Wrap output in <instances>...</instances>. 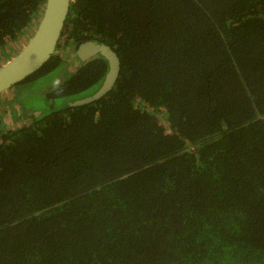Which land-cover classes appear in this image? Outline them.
Returning a JSON list of instances; mask_svg holds the SVG:
<instances>
[{
  "label": "trees",
  "instance_id": "16d2710c",
  "mask_svg": "<svg viewBox=\"0 0 264 264\" xmlns=\"http://www.w3.org/2000/svg\"><path fill=\"white\" fill-rule=\"evenodd\" d=\"M44 5L0 0V67ZM87 42L120 72L71 106L108 71ZM0 264H264V0H72L0 94Z\"/></svg>",
  "mask_w": 264,
  "mask_h": 264
},
{
  "label": "water",
  "instance_id": "95a60500",
  "mask_svg": "<svg viewBox=\"0 0 264 264\" xmlns=\"http://www.w3.org/2000/svg\"><path fill=\"white\" fill-rule=\"evenodd\" d=\"M71 1L45 0L43 14L34 34L15 57L0 67V94L34 74L51 58L64 29ZM97 55L103 57L108 65L101 87L93 95L72 102L71 106L95 102L114 86L120 72V63L108 46L87 42L76 50L80 62Z\"/></svg>",
  "mask_w": 264,
  "mask_h": 264
},
{
  "label": "rangeland",
  "instance_id": "374dc122",
  "mask_svg": "<svg viewBox=\"0 0 264 264\" xmlns=\"http://www.w3.org/2000/svg\"><path fill=\"white\" fill-rule=\"evenodd\" d=\"M14 52H16V50H14ZM19 53V52H18ZM17 53V54H18ZM16 54V55H17ZM16 55H14L13 57H15ZM64 78H65V76H64ZM6 106H4V107H1V115H2V118H3V121L6 123V125H8V126H12V127H14V126H21L22 124H23V122H26L27 121V118L25 117L23 120L22 119H20V118H18V119H16L15 121H11L10 120V115L8 114V113H6V108H5Z\"/></svg>",
  "mask_w": 264,
  "mask_h": 264
}]
</instances>
